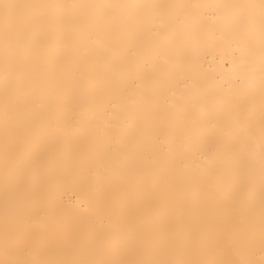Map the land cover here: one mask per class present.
<instances>
[{
    "label": "bare ground",
    "instance_id": "bare-ground-1",
    "mask_svg": "<svg viewBox=\"0 0 264 264\" xmlns=\"http://www.w3.org/2000/svg\"><path fill=\"white\" fill-rule=\"evenodd\" d=\"M0 264H264V0H0Z\"/></svg>",
    "mask_w": 264,
    "mask_h": 264
}]
</instances>
